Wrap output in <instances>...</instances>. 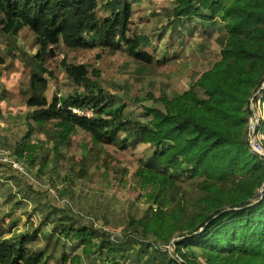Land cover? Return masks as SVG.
I'll return each instance as SVG.
<instances>
[{
    "label": "trees",
    "instance_id": "obj_1",
    "mask_svg": "<svg viewBox=\"0 0 264 264\" xmlns=\"http://www.w3.org/2000/svg\"><path fill=\"white\" fill-rule=\"evenodd\" d=\"M131 15L128 0H0V38L11 40L25 30L42 47L60 42L65 49L100 46L114 53L125 46L141 68H148L151 55L140 49L150 41L128 36ZM163 17L171 38L188 34L198 21L220 29L221 43L209 68L187 91L158 98L139 116L126 112L127 106L98 80L91 81L86 65L66 61L62 71L80 90L49 99L47 52L17 54L30 67L26 93L34 110L27 120L40 128L55 121L61 128V134H47L56 159L64 158L60 149L78 130L94 146H142L143 161L134 178L150 206L139 221L126 223L128 235L111 234L110 240L66 204L61 209L65 215L43 234L42 248H33L36 237L2 240L0 233V264H66L76 258L85 264H200L199 259L205 264H264V160L249 151L246 140L249 99L264 83V0H174ZM86 33L92 40H86ZM29 139L27 133L15 155L25 151L34 164L37 147ZM86 160L77 162L79 172H85L82 179ZM5 165L4 177H21ZM152 238L151 244L144 243ZM175 239L181 241L172 243ZM70 240L77 243L70 246ZM157 242L173 244L174 253Z\"/></svg>",
    "mask_w": 264,
    "mask_h": 264
},
{
    "label": "rangeland",
    "instance_id": "obj_2",
    "mask_svg": "<svg viewBox=\"0 0 264 264\" xmlns=\"http://www.w3.org/2000/svg\"><path fill=\"white\" fill-rule=\"evenodd\" d=\"M128 1L132 10L128 36H141L150 41V46L140 49L151 55L152 62L148 68H141L125 46L114 53L100 46L65 49L60 42L42 47L37 46L25 30L11 40L0 38V160H6V163L0 161L4 163L0 166L2 240L27 234L38 239L33 248H42L43 234L51 231V225L59 215H65L61 209L66 204L89 219V225L109 234L108 239L112 240L111 234L121 238L130 232L126 223L130 219L139 221L150 206L134 178L143 161L142 146L125 150L110 144L94 146L89 135L78 130L67 136L64 147L60 149L64 158L56 159L57 154L47 134H61V128L55 121L40 128L27 120L34 110L28 106L26 93L30 67L17 56L19 52L30 55L39 50L47 52L44 67L51 73L48 79L49 99L54 94L67 96L80 90L62 71L60 64L66 61L68 64L86 65L91 81L98 80L110 95L116 96V101L127 106L126 112L139 116L144 108L155 106L158 98H169L190 88L218 53L221 31L196 21L188 34H175L171 38L163 13L174 0ZM165 25L166 29L162 31L161 27ZM85 38L92 40L88 33ZM256 120L259 124L262 122L259 114ZM27 133H30L28 142L37 147L34 164L26 158L25 151L21 157L15 155L16 145L26 140ZM122 138L123 135H119V140ZM84 149L92 151L86 154ZM83 157H87L84 179L80 174L85 172H79L77 164ZM5 164L19 172L21 177L14 174L7 175L10 179L4 177ZM54 211L59 213L55 215ZM72 215L79 217L74 212ZM180 241L175 239L172 243ZM150 242H154V238L144 243ZM76 243V240H70L69 245ZM157 244L159 248L165 247L168 253H174V248L169 250L170 246H163L161 242ZM148 248L154 250L153 246ZM76 260L66 264H85L84 259ZM199 262L205 264L200 259ZM49 264L55 262L50 260Z\"/></svg>",
    "mask_w": 264,
    "mask_h": 264
},
{
    "label": "built area",
    "instance_id": "obj_3",
    "mask_svg": "<svg viewBox=\"0 0 264 264\" xmlns=\"http://www.w3.org/2000/svg\"><path fill=\"white\" fill-rule=\"evenodd\" d=\"M264 83L261 84L258 91L249 99L248 108L251 115L247 119L246 124V140L248 142L249 151L264 160ZM73 113H77L76 110H72ZM257 114H259L262 122H257ZM86 117H90L89 113L83 114ZM6 163V160H0ZM1 164L4 163H0ZM173 245L168 248L172 250Z\"/></svg>",
    "mask_w": 264,
    "mask_h": 264
},
{
    "label": "clouds",
    "instance_id": "obj_4",
    "mask_svg": "<svg viewBox=\"0 0 264 264\" xmlns=\"http://www.w3.org/2000/svg\"><path fill=\"white\" fill-rule=\"evenodd\" d=\"M258 91V90H257Z\"/></svg>",
    "mask_w": 264,
    "mask_h": 264
}]
</instances>
